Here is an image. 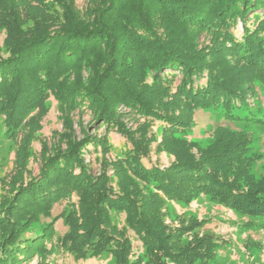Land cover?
<instances>
[{
	"label": "trees",
	"instance_id": "1",
	"mask_svg": "<svg viewBox=\"0 0 264 264\" xmlns=\"http://www.w3.org/2000/svg\"><path fill=\"white\" fill-rule=\"evenodd\" d=\"M254 80L264 81V0H0V122L17 146L0 198V264L54 250L75 261L208 264L216 237L197 217L170 219L167 201L205 196L264 218L252 139L230 129L243 119L264 126V109L237 115L251 107ZM51 97L62 130L48 141L40 136ZM219 109L202 148L189 134L197 112ZM112 133L127 142L121 156ZM91 149L98 174L85 160ZM153 151L169 165H148ZM59 221L67 230L54 243Z\"/></svg>",
	"mask_w": 264,
	"mask_h": 264
},
{
	"label": "rangeland",
	"instance_id": "2",
	"mask_svg": "<svg viewBox=\"0 0 264 264\" xmlns=\"http://www.w3.org/2000/svg\"><path fill=\"white\" fill-rule=\"evenodd\" d=\"M80 2L82 0H79ZM241 26L239 31L241 30ZM239 35V34H237ZM251 93L248 94L247 103L251 106L249 108H242L238 112L240 117H248L249 114H258L260 109H264V81L254 80L251 88ZM120 114L125 116L124 122L128 128L136 126L135 117L132 116L129 110L120 108ZM224 113L223 109L199 111L196 115V124L190 131L191 138L199 144L202 148H206L213 143L212 130L216 125L215 115ZM221 115V114H220ZM78 119V116H75ZM85 123L90 121L88 113L84 116ZM220 121V118H218ZM0 122V198L9 193L10 186L5 185L9 181L13 173L15 152L17 146L8 137V132ZM43 129L41 136L44 140L51 141L53 134L56 131L62 130V124L58 116V104L54 98H50L47 107V116L42 123ZM77 128V136L81 138V132ZM232 132L249 135L252 142L249 146L248 158L253 160L252 173L256 179H260L264 175V126L256 125L251 120L235 121L231 125ZM104 133V129L100 130V134ZM38 134L37 136H39ZM111 144L113 145V155L121 156L122 151L125 150L127 142L124 138L116 133L110 135ZM40 150L41 143L35 142L33 149L30 150L31 157L28 167L30 171L37 175L40 165ZM92 152L85 154L86 163H92L94 174H98L99 166L95 163V153ZM155 151V150H154ZM152 152L150 158L146 160L148 165H159L166 167L170 163V159L165 155H157ZM12 173V174H11ZM15 173V172H14ZM108 175L113 177V171H109ZM76 200V199H75ZM66 202L55 206L53 214L57 216L65 206ZM167 212L170 219L175 220L179 216L184 215L187 218L197 217L201 221H205L204 231L213 234L217 242V254L212 258L208 264H264V218L263 217H243L239 214L235 215L225 207L211 202L208 197L201 196L190 206L182 203H171L167 201ZM116 214H114L115 216ZM116 219V216L114 217ZM122 218L117 216L119 222ZM67 228L63 225L62 221L56 224L54 243L57 241V236L63 235ZM50 243V242H48ZM137 243V241H135ZM53 244V243H52ZM51 244L48 246L50 247ZM29 264H113L111 258L104 255L100 259H91L87 261H75L72 257L54 250L47 252L45 259L34 258Z\"/></svg>",
	"mask_w": 264,
	"mask_h": 264
}]
</instances>
